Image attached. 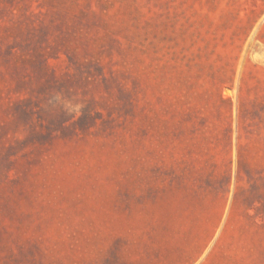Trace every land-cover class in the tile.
Instances as JSON below:
<instances>
[{"label":"rangeland","instance_id":"374dc122","mask_svg":"<svg viewBox=\"0 0 264 264\" xmlns=\"http://www.w3.org/2000/svg\"><path fill=\"white\" fill-rule=\"evenodd\" d=\"M187 197L264 264V0H0V264H160Z\"/></svg>","mask_w":264,"mask_h":264},{"label":"crops","instance_id":"0c3cea01","mask_svg":"<svg viewBox=\"0 0 264 264\" xmlns=\"http://www.w3.org/2000/svg\"><path fill=\"white\" fill-rule=\"evenodd\" d=\"M189 199L187 197L185 200L188 201L181 206L182 235L177 237L167 252L161 254L160 264H201L212 251L215 236L213 208L209 209L207 201L201 204Z\"/></svg>","mask_w":264,"mask_h":264}]
</instances>
